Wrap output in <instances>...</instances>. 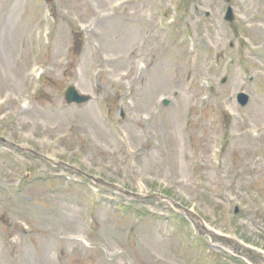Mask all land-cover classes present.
I'll return each mask as SVG.
<instances>
[{
    "label": "rangeland",
    "instance_id": "374dc122",
    "mask_svg": "<svg viewBox=\"0 0 264 264\" xmlns=\"http://www.w3.org/2000/svg\"><path fill=\"white\" fill-rule=\"evenodd\" d=\"M118 2L0 0V264H264V0Z\"/></svg>",
    "mask_w": 264,
    "mask_h": 264
},
{
    "label": "water",
    "instance_id": "95a60500",
    "mask_svg": "<svg viewBox=\"0 0 264 264\" xmlns=\"http://www.w3.org/2000/svg\"><path fill=\"white\" fill-rule=\"evenodd\" d=\"M226 20H232V14H231V11H230V9H228V11H227V13H226ZM244 99L242 100V98H241V94L239 95V99H240V103L243 105V104H245V100H246V97L245 96H242ZM67 102H70V101H72V100H75V101H80L81 100V98H78V97H74L73 98V95H71V92H69V93H67Z\"/></svg>",
    "mask_w": 264,
    "mask_h": 264
},
{
    "label": "bare ground",
    "instance_id": "6f19581e",
    "mask_svg": "<svg viewBox=\"0 0 264 264\" xmlns=\"http://www.w3.org/2000/svg\"><path fill=\"white\" fill-rule=\"evenodd\" d=\"M114 1H117V0H114ZM102 8L104 10H108L109 8L113 9V8H116V5L113 4V2H107V1H102ZM104 50H106V48H103Z\"/></svg>",
    "mask_w": 264,
    "mask_h": 264
}]
</instances>
